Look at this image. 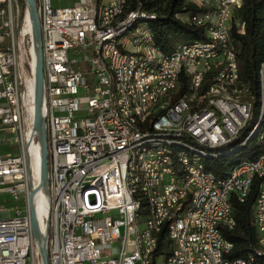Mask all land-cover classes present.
Masks as SVG:
<instances>
[{
	"label": "built area",
	"instance_id": "2783aa9c",
	"mask_svg": "<svg viewBox=\"0 0 264 264\" xmlns=\"http://www.w3.org/2000/svg\"><path fill=\"white\" fill-rule=\"evenodd\" d=\"M53 1L62 2L34 0L41 32V113L47 141L46 192L43 187L40 189L46 199L38 224L46 240L48 264H153L151 248H157L158 242L146 239V256H138L136 237L146 235H138L129 227V220L134 219L133 204L128 199L123 163L128 143L138 135H131L113 118L114 97H108V78L104 73L105 56H112L116 68L123 60H129L124 48L114 46V37L128 23L116 30L105 28V21L114 17V11L122 4L104 10V0L101 4L76 0L72 5L53 8ZM203 1L218 3V10H213L217 26L211 29L221 35L220 55L208 58L206 51L184 49L182 45L173 48V58L159 55L161 69L151 71L148 80L151 96L155 95L156 86L174 77V73H169V64L175 59H183L184 79L188 78L185 66H194L200 73L205 66L216 63H227V68L232 69L230 55L223 49V27L237 28L236 7H230L228 0ZM95 8L103 10L99 29H92ZM203 11L193 18L199 28L208 24ZM26 15L23 0H0V148L8 149L0 153V195L24 203V208L0 207V264H42L29 215V195L37 190L41 171L40 146L33 132L35 58ZM140 16L139 12L134 15ZM140 37H146V32ZM96 45H103V52H96ZM142 53L144 61H151L152 54H158L148 49ZM252 104L248 91L244 99H236V106H225V99H213L209 111L190 120H183V105L170 106L155 124L162 126V133L149 135L172 133L173 141L193 139L197 146L238 142L246 133ZM119 105L123 109L122 103ZM212 110H220L221 120L212 118ZM177 123H184V131H177ZM217 124H224V133H217ZM145 152H149V170L156 171L159 182H167V190L159 189L160 218L167 215L166 206L179 207V198L188 197L187 206L180 207L186 210L203 189H210L209 204L203 206L201 214L189 215L199 221L200 240L192 241L189 235L186 247L196 244L199 256L181 254V264H227L219 261V253H228L231 248L217 239V230L231 227V218L222 208L223 191L231 189V199L239 203V198L247 197H234V190H250L257 180L253 204L259 205L262 225L264 146L254 162L234 168L227 180H212L197 170L179 175L181 165H175L174 170L161 169L153 148ZM151 185L158 188V184ZM169 222L179 223L180 231V215L169 217ZM260 236L264 237V226ZM171 262L174 264V260Z\"/></svg>",
	"mask_w": 264,
	"mask_h": 264
},
{
	"label": "bare ground",
	"instance_id": "6f19581e",
	"mask_svg": "<svg viewBox=\"0 0 264 264\" xmlns=\"http://www.w3.org/2000/svg\"><path fill=\"white\" fill-rule=\"evenodd\" d=\"M193 1L206 8L203 11V18L208 19V24H203L200 28L203 30V37L207 42L204 43V40L182 41L174 47L182 45L184 49L206 51L208 58H216L220 55L221 35L219 32H214L211 27L217 26V14H213V10H218V3L203 0ZM92 4H101V0H92ZM119 4L122 5L117 11H114V17L105 21V28L116 30L128 23L125 29L114 37L116 49H123L124 47L119 45V40L135 29L138 22L152 21L155 19V15L145 13L141 4L133 0H104V10H111L112 5ZM228 4L230 7H236L237 1L228 0ZM138 12L142 16L134 17ZM176 18L184 24L199 27V23H195V19H193L198 18V12L176 15ZM25 19L27 29L30 30L28 15ZM102 21V8H95L92 14V29H99ZM229 29L230 27H223V49L232 60L231 70L227 68V63L205 66L201 73L194 66H185L184 74L188 78L184 79V75H182L183 59H175L169 64V73H174V77H170L168 82L156 86L153 96H151V87H148V80H151L150 72L161 69L162 56L159 55H164V58H173L176 56V49L166 54L158 50L152 42L149 30L145 28L138 29L137 38H133V41H137V47L131 51L124 49V53H129V60H123L119 68H116L112 56L104 58V73L108 78V97H114V103H111V114L120 127H124L131 135H138L128 143L123 163V170H125L128 182V199L133 204L134 219L129 220V227H132L138 235H146V238L136 237V254L146 256V239L158 242L159 236L161 233L163 235V232L164 240L168 243L167 248L161 253L157 252V248H151L153 264H173L172 260H174V264H181V254L199 256L196 244H189V248L186 247L189 235H192V241L200 240L199 221L192 220L189 215L201 214L203 206L209 204L210 189H203L202 195L194 198L193 206L186 210H180V207L187 206L188 197L179 198V207L166 206L167 215H162L160 218V209L157 206L159 189L167 190V182H159L156 171L149 170V152H145V150L153 148L155 161L160 163L161 169L174 170L175 165H181L179 175H187L189 172L197 170L205 172L212 180H227V178H231L234 168L245 165V162H254V159L235 165L224 178H217L213 173L206 171L203 161L228 156L244 148L251 141L264 146V63L260 65L258 71L259 115L257 120L250 125L253 117L252 104L250 121L247 124L246 133H242L240 141L197 146L194 145L193 139L173 141L172 133L149 135L150 133H162V126L155 124L164 115V110L170 109V106L183 105V120H190L209 111L213 105V99H225V106H236V99H244L246 91L241 88L238 78L235 48L230 41ZM144 32H146V37H140ZM147 49L158 52V54H152L151 61H144L142 52ZM96 52H103V45H96ZM181 79L184 83L181 82ZM181 83H183L184 91L177 97ZM146 97H149L148 102H146ZM119 103H122L123 109ZM144 105L145 109L143 110ZM212 118L221 120L220 110H212ZM177 131H184V123H177ZM217 133H224V124H217ZM180 154L187 157L180 156ZM151 184H158V188ZM249 191L234 190V197H247ZM45 199L43 190L38 191L34 198L39 224H41ZM245 200L246 198H239V203H243ZM222 208L231 218V227L227 231L232 230L236 224L232 209L231 189L223 191ZM179 215L180 222H182L180 231L179 223L169 222V217ZM252 224L257 235L258 248L254 251L255 254H249L250 256L246 258L230 260L226 257V253H219V261H224L227 264H235V261L237 264H264V237L260 236L262 235V226H264V208H262L261 225L258 204L252 205ZM223 233L224 230H217V239L225 241L226 248H232Z\"/></svg>",
	"mask_w": 264,
	"mask_h": 264
},
{
	"label": "trees",
	"instance_id": "16d2710c",
	"mask_svg": "<svg viewBox=\"0 0 264 264\" xmlns=\"http://www.w3.org/2000/svg\"><path fill=\"white\" fill-rule=\"evenodd\" d=\"M141 4L145 13L155 15V19L147 21L146 27L152 36L154 46L163 53H170L174 46L182 41L204 40L203 30L193 25L182 23L176 15L200 12L206 10L203 5L190 0H133ZM234 25L229 29L230 41L235 48L236 65L241 88L248 91V97L253 103L252 125L258 118L260 107L259 75L260 65L264 63V0H236ZM183 81V79H181ZM183 83L177 94L184 91ZM262 146L254 141L244 148L225 157L207 159L203 161L206 171L217 178H224L230 170L243 161L253 160L261 152ZM234 155L233 158L230 156ZM258 188V181L254 180L249 194L243 203L232 200L235 227L224 231V238L232 245L226 253L230 260L246 258L257 250V235L252 224V205ZM162 234V233H161ZM159 236L157 252L167 248L168 243L163 235ZM250 254V255H249Z\"/></svg>",
	"mask_w": 264,
	"mask_h": 264
},
{
	"label": "water",
	"instance_id": "95a60500",
	"mask_svg": "<svg viewBox=\"0 0 264 264\" xmlns=\"http://www.w3.org/2000/svg\"><path fill=\"white\" fill-rule=\"evenodd\" d=\"M26 7L28 20L31 29L32 50L35 58L34 68V97H33V132L40 146V171L41 179L37 190L29 195V215L31 221L32 235L35 240L41 263L48 264V257L46 251V240L41 233L38 220L33 208V197L35 193L42 187L46 192V177H47V141L44 126V119L42 117V99H43V73H42V52H41V32L39 21L34 5V0H23Z\"/></svg>",
	"mask_w": 264,
	"mask_h": 264
},
{
	"label": "rangeland",
	"instance_id": "374dc122",
	"mask_svg": "<svg viewBox=\"0 0 264 264\" xmlns=\"http://www.w3.org/2000/svg\"><path fill=\"white\" fill-rule=\"evenodd\" d=\"M76 0H62L60 3H55L53 1V8H61L64 6L72 5L73 2ZM193 1V0H192ZM148 22H138L135 29H132L128 34H126L123 38L119 40V45H122L124 49L127 51H131V45L132 49H135L137 47V41H133V38H137L138 29H145L148 26ZM8 149L3 147L0 148V153L3 154L7 152ZM234 155L230 156V158H233ZM15 206H18L19 208H24L23 201L14 202L11 200V198L8 195H0V207H5L7 209H11Z\"/></svg>",
	"mask_w": 264,
	"mask_h": 264
}]
</instances>
